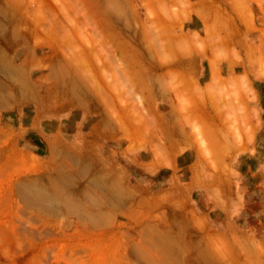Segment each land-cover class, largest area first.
Here are the masks:
<instances>
[{
    "label": "rangeland",
    "instance_id": "374dc122",
    "mask_svg": "<svg viewBox=\"0 0 264 264\" xmlns=\"http://www.w3.org/2000/svg\"><path fill=\"white\" fill-rule=\"evenodd\" d=\"M0 101V264H264V0H0Z\"/></svg>",
    "mask_w": 264,
    "mask_h": 264
},
{
    "label": "bare ground",
    "instance_id": "6f19581e",
    "mask_svg": "<svg viewBox=\"0 0 264 264\" xmlns=\"http://www.w3.org/2000/svg\"><path fill=\"white\" fill-rule=\"evenodd\" d=\"M190 9L191 8H193V7H189ZM189 9V12L191 13V10ZM197 10H195V12H196ZM198 12H200V14H202V12L201 11H198ZM187 15H189V14H187ZM202 17V16H201ZM193 36L194 35H196V33H193L192 34ZM197 36V35H196ZM213 51V50H212ZM203 52L205 53V48L203 49H201V48H199L198 49V57L200 58L201 57V55L203 54ZM210 53V52H209ZM207 54H208V50H207ZM211 54V53H210ZM209 54V55H210ZM213 54V53H212ZM208 55V56H209ZM202 56H207V55H202ZM207 56V57H208ZM169 60V59H168ZM171 60V63L173 62V60L174 59H170ZM208 60H209V63H210V66H211V70H212V74H211V81H209V83L205 86L206 88H209V87H211V86H216V85H218L219 84V76H218V74H216L215 72L217 71V70H215V68H214V66H213V64H215L216 63V61H215V59H214V57H213V55H210L209 57H208ZM176 61V60H175ZM195 61V60H194ZM155 62H156V60H155ZM163 62V61H162ZM196 62V61H195ZM195 62H193V63H195ZM167 63L169 64V62L167 61ZM166 62H163V64H167ZM179 64V63H178ZM177 64V65H178ZM233 64V63H232ZM159 65V64H158ZM172 65V64H171ZM170 65V66H171ZM182 65V64H181ZM180 65V66H181ZM166 66V65H165ZM165 67L164 68V70L167 68V70H168V68H169V70L170 71H174V69L173 68H171V67ZM155 67V66H154ZM263 67V66H262ZM159 69V68H158ZM160 69H161V67H160ZM171 69H173V70H171ZM196 69V68H195ZM17 71V70H16ZM166 71V70H165ZM169 71V72H170ZM176 72L178 71V70H175ZM167 72V71H166ZM179 72V71H178ZM181 72V71H180ZM18 73V72H17ZM180 74V73H179ZM184 74V73H183ZM184 75H186V74H184ZM186 78H188V76L186 77L185 76V79ZM230 81H229V83H232V84H236V83H234V81H233V79H229ZM186 82H187V80H186ZM183 83H184V79H183ZM196 83V82H195ZM195 83H193V84H195ZM240 84H243V83H246V85H247V88L248 89H250L251 90V88H249V86H248V84H247V81H246V79H244L243 77L240 79V82H239ZM186 84V83H185ZM184 84V85H185ZM238 84V83H237ZM197 85H198V83H197ZM245 85V86H246ZM27 86V85H26ZM183 85H182V83H181V87H182ZM196 86V84L194 85V87ZM30 87V86H29ZM28 87V88H29ZM134 87H135V89H137L138 90V88H139V84H137V86L136 85H134ZM72 88H75V90H74V92H73V90L72 89H70V91H72V93H73V95L75 96V97H77L78 99L77 100H79V102L81 103V106L83 107L84 105H86V102L88 101L89 102V100H86V98H88V97H90V95L93 93V94H96V95H98L99 96V98L103 101V103L105 104V108H106V111L108 112V115L110 116L109 117V121H114V123L116 124V126H113L109 121V123L113 126V128H116V130H117V128L120 130V134L118 133V135H122V136H124V137H129V138H133L134 137V134H135V132H136V130H135V127H134V125H133V123L134 122H132V120H131V118L132 117H130L129 116V114H128V110L125 108V106H126V104H125V106H124V104L122 105L120 102H119V100H118V97L116 96V95H114V94H112L111 92H110V89H109V87H108V83H106V81H104V80H102V79H99L98 77L96 78V77H94V76H89V78H88V80H86V83L85 84H81V85H79V87H72ZM180 88V87H179ZM198 88H200V86H198ZM32 89V88H31ZM170 89V88H169ZM178 89V88H177ZM132 90V89H131ZM171 90V89H170ZM92 94V95H93ZM248 96V95H247ZM253 96V95H252ZM4 98V97H3ZM135 97H133V99H134ZM94 99V98H93ZM136 99V98H135ZM136 101V100H135ZM137 101L139 102V104H140V101H141V98L139 97L138 99H137ZM1 102V101H0ZM77 102V101H76ZM93 103V102H92ZM73 104V103H72ZM91 104V103H90ZM135 103H133V105H134ZM172 105V104H171ZM87 106H89V105H87ZM91 106V105H90ZM89 106V107H90ZM137 106V105H136ZM127 107H128V109H129V106L127 105ZM135 107V106H134ZM241 106H239V108H240ZM85 108H86V106H85ZM242 108V107H241ZM90 109V108H89ZM140 109V108H139ZM138 109V110H139ZM156 109H157V106L155 107V111H156ZM235 109H238V108H236L235 107ZM138 110H134V112H137ZM239 110V109H238ZM232 110H229V112H230V114H233V112L234 111H232ZM241 112H242V110H240ZM228 112V113H229ZM141 113V110H139V113L137 112V114H140ZM235 113V112H234ZM236 113H238V111L236 112ZM133 114V113H132ZM136 114V115H137ZM230 114H229V116H230ZM141 115V114H140ZM239 115V114H238ZM234 116V115H233ZM237 116V115H236ZM235 116V117H236ZM239 116H241V117H243V119L247 122V124H249V131H245V134H246V132H247V140L245 141L246 142V145H249L250 144V142H252V136H253V131L255 130V128H256V126H257V124H259V115H258V113L256 112V110L255 109H251V110H248V111H246V112H243V113H241V115H239ZM105 117H107V116H105ZM153 118H152V120H153V122L155 121L156 122V116L154 117V116H152ZM233 119V117H232V115H231V117H230V119ZM239 118V117H238ZM106 119V118H105ZM112 119V120H111ZM237 119V118H236ZM97 120V119H96ZM145 119H143L142 120V122H147V120H145ZM234 120V119H233ZM134 121V120H133ZM232 121V120H231ZM239 121V120H238ZM107 122V121H106ZM136 122V121H135ZM142 122H140V123H137L136 122V124H137V127L140 129V127L139 126H141L140 124L142 123ZM113 123V124H114ZM233 123V122H232ZM244 123V122H243ZM135 124V125H136ZM143 124H145V123H143ZM231 124V123H230ZM236 124H237V122H236ZM235 124V125H236ZM238 124H240V121H239V123ZM245 124V123H244ZM164 126V125H163ZM163 126H162V129L163 130H165V128H163ZM239 126V125H238ZM224 127H225V124H224ZM243 127H245L244 125H243ZM113 128H112V130H113ZM167 130L166 131H168V128H166ZM114 132H115V129L113 130ZM112 131V132H113ZM173 131V130H172ZM179 132V131H178ZM177 132V133H178ZM234 132V131H233ZM239 132L241 133V129H239ZM174 133H176V131L174 132ZM167 134H168V132H167ZM236 134V133H235ZM245 134H241V137H243L244 138V136H246ZM173 135V134H172ZM176 135H180V134H176ZM238 135H240V134H238ZM242 135H244V136H242ZM182 136H184V134L183 135H181V137ZM232 136V135H231ZM226 137V136H225ZM235 137V136H234ZM238 137V136H237ZM220 138V137H219ZM236 138V137H235ZM240 138V137H239ZM242 138V139H243ZM237 139V138H236ZM176 140V139H175ZM218 140L219 139H217L216 140V142H217V144H219L220 145V143L218 142ZM220 141V140H219ZM236 141V140H235ZM242 140H240L239 142H237L238 144L241 142ZM213 142V141H212ZM221 142V141H220ZM176 143H177V141H176ZM244 143V142H243ZM249 143V144H248ZM241 144H242V142H241ZM224 145H225V143H224ZM226 146V145H225ZM225 146H224V150H225ZM228 146V145H227ZM238 146V145H237ZM242 146H244V144H242ZM220 147H221V145H220ZM236 147V146H235ZM241 147V146H240ZM245 147V146H244ZM221 149H222V147H221ZM66 150H68V149H66ZM70 150H71V153L73 154V155H75L76 157L78 156L82 161H86L85 159H84V157L81 155V153L79 152V150H78V148H75L74 147V149L72 148H70ZM223 150V149H222ZM215 152H218V150L217 151H215ZM225 152H226V150H225ZM213 152H211V154H212ZM219 153V152H218ZM223 154V153H222ZM219 155H220V153H219ZM212 156H214V154L212 155ZM221 156H224V155H221ZM215 157V156H214ZM218 157V156H217ZM215 157L214 159H217V160H219L220 161V163H221V161L223 160V157L221 158V157ZM226 157H228V155L226 156ZM225 156H224V159L226 158ZM222 159V160H221ZM89 160L90 159H88V162H89ZM217 160H215V165H216V162H218L219 163V161H217ZM224 162V161H223ZM89 163H91V165H88L89 167L91 166V168L92 167H94V165L92 166V162H89ZM217 166V165H216ZM218 167H220V166H217L216 168L218 169ZM94 169V168H93ZM219 171V170H218ZM77 175H79V176H86L87 177V179H88V181H87V183H85V188H87L88 186H89V184H90V182H91V180H92V176L90 175V168H87V166H85V168H81L80 170H78V172H77ZM84 189V188H83ZM37 200H44V199H51V198H54L52 195H39V196H37V197H35Z\"/></svg>",
    "mask_w": 264,
    "mask_h": 264
},
{
    "label": "crops",
    "instance_id": "0c3cea01",
    "mask_svg": "<svg viewBox=\"0 0 264 264\" xmlns=\"http://www.w3.org/2000/svg\"><path fill=\"white\" fill-rule=\"evenodd\" d=\"M194 26H196V24H193V27H194ZM196 27H197V26H196ZM207 63L210 65V63H209V60H208V59H207ZM205 75H206V74H205ZM202 76H204V75H203V74H201V77H202ZM228 231H229V230H227V232H228ZM224 234H229V232H228V233H224Z\"/></svg>",
    "mask_w": 264,
    "mask_h": 264
}]
</instances>
